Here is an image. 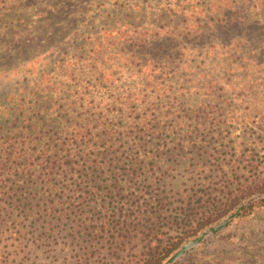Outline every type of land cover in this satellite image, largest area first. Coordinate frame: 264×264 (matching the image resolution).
Segmentation results:
<instances>
[{
    "label": "rangeland",
    "instance_id": "rangeland-1",
    "mask_svg": "<svg viewBox=\"0 0 264 264\" xmlns=\"http://www.w3.org/2000/svg\"><path fill=\"white\" fill-rule=\"evenodd\" d=\"M127 125L18 180L16 152ZM262 183L264 0H0V264H264Z\"/></svg>",
    "mask_w": 264,
    "mask_h": 264
},
{
    "label": "trees",
    "instance_id": "trees-1",
    "mask_svg": "<svg viewBox=\"0 0 264 264\" xmlns=\"http://www.w3.org/2000/svg\"><path fill=\"white\" fill-rule=\"evenodd\" d=\"M135 110V109H134ZM140 115L139 119L141 123H145V114ZM131 114V112L129 113ZM131 116V115H129ZM144 116V121L142 117ZM134 120L130 121V123H133ZM129 124V123H128ZM136 124H139L137 122ZM127 126H117L115 129H103L102 132V137L99 136L101 140H104V143H102V147H99V145H96L95 142H90L88 139H85L88 135H92V130L89 128H84V130H79L77 131H71L74 132L73 135L70 134V137H64V139H60L59 144L56 143V145L51 148L44 150V152L39 156L37 160H42L41 161H36L34 163L33 160H30L28 164H22L23 161L21 160L22 153L16 152L15 159L12 160V166L16 168L18 167L17 170L19 179L22 178H33L34 175L37 173V171H42L41 168H46L47 169V174H40L37 175L39 179H41L44 182V185L49 186L50 183V174L52 173V168L55 166H59L60 168H63L64 170L74 172V171H81L80 165L81 164H86L87 161L93 162L100 156H105L107 153H110L109 148H112L114 150V143H109L108 140L112 139L115 137L116 140H121L125 138V141L130 139V141L133 142H140V140L144 139V127L140 126V128L136 129L132 127ZM59 129L61 127H58ZM134 138V139H133ZM137 139V141H135ZM58 144V145H57ZM73 144H75L73 146ZM122 144V143H121ZM140 144V143H138ZM114 152V151H113ZM66 157V159H64ZM73 159L70 161L69 159ZM22 161V162H21ZM50 164V165H49ZM40 168H32L34 166H39ZM13 169V167H11ZM264 183H262L261 186H263ZM21 194V193H20ZM19 194L22 196V194ZM9 196V194H8ZM10 197V196H9ZM11 198V197H10ZM24 199V198H23ZM18 201V200H16ZM20 201V200H19ZM12 200L10 201V206H12ZM13 208L19 209L24 204L22 203V200L20 203L14 204ZM12 210V207H11ZM238 213V209L236 211ZM235 212V213H236ZM208 216V215H207ZM205 218V219H203ZM209 217H202L200 219V222H198V225L200 227L207 225L211 220L208 219ZM178 241H168L167 243L157 246L152 252L148 253V256L144 258L143 261L140 262V264H163V261L169 256V254L175 250L176 245ZM165 264V263H164Z\"/></svg>",
    "mask_w": 264,
    "mask_h": 264
}]
</instances>
